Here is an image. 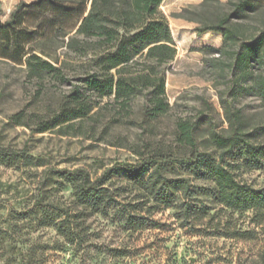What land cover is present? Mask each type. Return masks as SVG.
<instances>
[{"label": "rangeland", "instance_id": "rangeland-1", "mask_svg": "<svg viewBox=\"0 0 264 264\" xmlns=\"http://www.w3.org/2000/svg\"><path fill=\"white\" fill-rule=\"evenodd\" d=\"M35 1L0 0V22H6L18 5ZM54 1L75 5L74 0ZM159 10L169 24L176 56L159 67L165 73L168 109L157 118L145 110L150 94L144 90L132 98L129 107L113 97H92L99 110L93 121L76 120L69 128L63 125L37 133L38 124L54 115L72 86H81L78 79L87 70V58L57 42L44 48L58 59L61 74L44 72L33 77L24 65L11 61L10 48L0 44V149L24 150L41 164H0V264H250L264 257V222L256 225L251 212L239 214L223 208L204 194L211 187L208 182L191 181L199 192L192 203L207 212L201 222L192 224L177 219V208L153 207L136 199V187L116 181L112 188H119L121 204L140 202L141 215L147 219L143 228L132 231L118 213L83 210L74 203L70 187L54 176L57 170L83 169L97 178L117 162L134 163L157 151L183 153L187 149L177 136L184 123L198 122L197 144L211 150L206 142L210 133L228 127L221 97L232 101L251 127L264 125V99L244 93L242 83L229 90L233 79L229 55L212 51L222 47L221 36H197L198 27L231 12L230 1L163 0ZM54 16L66 30L75 23L73 18ZM232 20L241 25L243 37L253 36L264 26V9ZM36 23L33 15L26 22L30 28ZM28 40H22L27 48ZM18 113L28 126L15 124L13 116ZM262 139L264 135L258 140ZM234 154L240 160L233 163L231 159L230 168L237 180L254 188L263 186L264 165L253 168L239 150ZM57 211L78 214L80 238L75 243H68L46 225ZM239 232L250 234L244 239L233 237Z\"/></svg>", "mask_w": 264, "mask_h": 264}, {"label": "trees", "instance_id": "trees-1", "mask_svg": "<svg viewBox=\"0 0 264 264\" xmlns=\"http://www.w3.org/2000/svg\"><path fill=\"white\" fill-rule=\"evenodd\" d=\"M229 1L231 12L215 23L198 27L197 36L205 33L221 36L222 47L212 51L229 55L233 77L229 90L242 83L244 93L264 99V26L253 36L243 37L241 25L232 20L246 19L248 13L264 9V0ZM162 2L74 0L75 5L71 6L54 0H36L18 5L6 22H0V44L10 48L9 59L24 65L30 76L38 77L44 72L61 74L58 59L44 48L57 42L60 47L87 58V70L78 79L81 86H72L61 98L54 115L38 124L37 133L63 125L69 128L76 120L93 121L99 110H95L98 102L92 97H113L129 107L132 98L148 90L150 98L145 110L152 118L166 113L165 73L159 67L174 60L176 48L169 24L159 10ZM30 15L37 21L32 28L26 24ZM54 15L73 18L75 23L66 30ZM23 37L29 38L28 48L22 43ZM138 59L142 60L141 64ZM137 65L139 68H132ZM221 105L228 127L210 133L206 142L211 150L208 146L200 149L197 144L195 131L199 123H184L179 126L177 136L179 144L187 149L183 153L157 151L141 156L134 163L117 162L97 178L83 169L57 170L54 176L62 181L58 183L70 187L74 203L83 210L101 215L118 213L126 229L132 231L143 228L147 219L141 215L140 202L121 204L119 188H112L116 181L136 187L139 191L136 199L151 202L153 207L177 208L180 213L177 219L192 224L201 222L207 212L192 203L199 192L191 181H205L211 184L205 195L231 212H251L253 221L259 225L264 222V185L254 188L240 182L230 165L231 159L233 163L239 162L234 154L239 150L248 165L256 169L263 167L264 140L258 139L264 135V125L251 127L241 110L226 98L221 97ZM21 116L22 113L13 116L15 124L28 126L21 122ZM0 164L6 167L41 165L24 150L11 149H0ZM77 222L78 214L57 211L50 214L46 225L52 226L68 243H75L80 238ZM249 234L233 233V237L244 239ZM250 264H264V257Z\"/></svg>", "mask_w": 264, "mask_h": 264}]
</instances>
